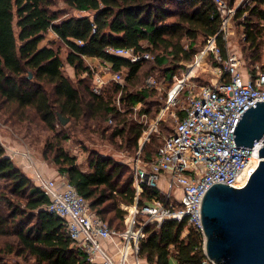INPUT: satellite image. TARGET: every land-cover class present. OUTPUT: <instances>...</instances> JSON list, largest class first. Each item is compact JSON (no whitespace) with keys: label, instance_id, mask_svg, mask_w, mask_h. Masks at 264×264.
I'll use <instances>...</instances> for the list:
<instances>
[{"label":"trees","instance_id":"obj_1","mask_svg":"<svg viewBox=\"0 0 264 264\" xmlns=\"http://www.w3.org/2000/svg\"><path fill=\"white\" fill-rule=\"evenodd\" d=\"M225 1L233 6L235 0ZM65 4L87 15L62 18L66 12L54 10L53 0H0V117L9 126L26 124L27 134L28 127L35 125L40 133L51 135L42 143L41 158L76 188L110 229L122 232L126 211L121 204L140 207L156 195L162 197L144 183L136 194L132 169L111 156L89 150L78 162L63 146L68 129L84 125L132 156L143 132L133 120L132 107L139 103V112L154 120L163 105L156 90L144 88V80L152 76L171 82L182 63L192 61L200 51L197 38L214 37L220 21L210 0H65ZM263 5L264 0H250V5L235 12L246 37L241 51L250 73L258 60ZM245 11L248 16L242 20ZM49 29L69 50L65 63L73 68L74 79L64 76L58 52L41 46ZM215 40L225 58L224 41L219 35ZM106 46L149 52L153 59L131 63L106 54ZM82 56L103 60L112 72L127 70L123 87L109 81L100 94H94ZM59 116L68 122L62 125ZM31 136H26L30 142L39 139ZM159 141L160 134L152 133L140 149L142 164L154 159ZM46 204L41 190L0 144V264H90L71 244L64 220L48 213ZM143 235L139 255L147 264H211L203 253L202 234L184 220L164 221L160 227L150 224Z\"/></svg>","mask_w":264,"mask_h":264},{"label":"built area","instance_id":"obj_2","mask_svg":"<svg viewBox=\"0 0 264 264\" xmlns=\"http://www.w3.org/2000/svg\"><path fill=\"white\" fill-rule=\"evenodd\" d=\"M210 1L220 21L216 35L204 37L203 47L192 63H183L185 71L173 76L171 82L165 84L152 76L144 80L145 89L156 90L165 97V105L156 118L149 120L146 114L139 113L138 106L132 107L133 120L143 126L145 141L152 132H158V121L169 107L178 104L181 94L185 93L180 117L176 119L173 131L163 136L154 159L148 164L135 166L133 186L136 194L141 191L143 183L158 192L157 182L164 175L167 177L164 199L160 200L156 195L140 207L133 205L124 220L125 230L118 232L95 215L88 202L64 176L47 177L34 167L29 154H24L32 181L47 198L45 210L64 220L71 244L90 264H147L139 255V242L144 236V228L150 224L160 227L164 221L184 220L202 234L200 208L204 192L217 183L232 186L247 166L250 167L247 172L251 174L262 160L258 156L262 140L250 148L236 146L233 131L241 114L256 102H264V67H254L251 73L242 74L240 55L227 49L237 6H229L225 0ZM49 30L55 39H59ZM217 35L225 43V58L216 44ZM75 43L83 45L81 40ZM183 49L188 50L186 42H183ZM104 52L131 63L153 59L149 52L137 53L131 48L106 46ZM209 59L213 66L210 81L195 84L192 82L194 72L206 67ZM89 71L94 94H100L109 81L122 87V71L111 72L109 80L99 72ZM116 105L121 111L118 100ZM0 144L4 147L1 139ZM173 187L180 189L179 199L171 197ZM137 214L144 220H137ZM105 241H114L113 252L103 247Z\"/></svg>","mask_w":264,"mask_h":264},{"label":"water","instance_id":"obj_3","mask_svg":"<svg viewBox=\"0 0 264 264\" xmlns=\"http://www.w3.org/2000/svg\"><path fill=\"white\" fill-rule=\"evenodd\" d=\"M59 121L65 125L68 119L59 116ZM233 139L249 148L262 140V160L251 174L247 166L232 186L217 183L204 192L203 253L212 264H264V102L240 115Z\"/></svg>","mask_w":264,"mask_h":264},{"label":"rangeland","instance_id":"obj_4","mask_svg":"<svg viewBox=\"0 0 264 264\" xmlns=\"http://www.w3.org/2000/svg\"><path fill=\"white\" fill-rule=\"evenodd\" d=\"M53 2H54V5H53L54 10H61L62 12H66V14L62 18H66L69 16L85 15V13L69 9L67 7V5L65 4V0H53ZM248 5H250V0H235L233 3L234 7L237 6V8H240V9H243V8L247 7ZM262 8L264 9V5L262 6ZM247 16H248V12L245 11L244 14L242 15L241 19L243 20ZM238 22H240V21H238V19L235 18V14H234L232 26H231L232 35L229 37V40L227 43V49L229 51L234 50V51L238 52V54L240 55V59L242 60V64L244 63V66L242 65L243 68H241V69H245L246 64H247V60L245 59L244 53L241 51V49H242L243 44L245 43L246 37H245V33L242 30L241 25H239ZM260 24L262 26L261 27L262 32H261V36L259 38L260 48L258 51V60L253 63V67L250 68L252 70L254 69V67H257V68L264 67V22L260 23ZM203 42H204V37L197 38L196 44L199 47V49H201L203 47ZM47 43H49V42H47ZM60 49L59 50L56 49L55 51L58 52V56L63 63L62 72H63L64 76L69 77L70 79H74L75 78L74 70L72 67L68 66L65 63V60H64L65 53H64V51H61ZM192 61L186 62V64L189 65L192 63ZM183 63H185V62H183ZM212 67L213 66L211 65L210 59H209L207 61L206 67L198 68L197 71L194 72V77L192 79V82H195V84L208 83L212 77V75H211ZM183 71H185L184 66H183V68H181L178 75L180 73H182ZM126 72H127V70H125V69L122 70V72H121V75L123 78L122 87L124 85ZM241 72H243V70H241ZM81 76H83V74ZM158 94H160L159 100H161L162 104L165 105L164 94L159 93V92H158ZM183 101H185V93L181 94L178 104L173 106V107H169L167 109V111H165L163 116L161 117L162 126H161V128L158 126L159 127L158 133L160 134V141L162 140L161 137H163L167 132L171 131L173 129V127L175 126L176 119H178L180 117V114H181L180 106H181V103ZM2 120H3V118L0 117V139H1V142L3 144H4L3 135L12 137L15 140H25L26 144L29 146V149L33 152L32 162H34L35 157L38 155V156H40L41 161L49 164L48 166H50L51 168L54 169V166L51 163H48L41 158L42 143L44 142V139L46 137H50L51 135H48L47 133H40L37 130V128H35V125H30L28 127L30 132L27 134L26 130L24 129L26 124H18L17 123V124H15V126L10 125L11 126L10 127L8 123L3 124ZM56 129L60 130L58 125H56ZM68 133H69V135H68L69 139H68V141L63 143L64 149H66L70 155L77 156L78 162H80V161L82 162V160H84L85 156L87 155L86 151L94 150V151L98 152L100 155L111 156L114 160L121 161L124 164L129 165L130 168L132 169L133 175H134L135 170H136V168H135L136 164H138V166L142 165V163L139 160L140 148H142L144 145H147V143L149 142L151 134L155 133V132H152L150 134V136L148 137V139L145 141H144V135H141V137L139 138V139H141V141H139V139H138V142H137V145H138L137 151L134 154H132V156L126 155V153L123 152L122 150H118L113 145L111 146L105 139H101L104 137H101L94 132L87 131V128L84 127V125H82V126L76 125L75 129H72V130L68 129ZM25 134H27V135H25ZM30 135H32L31 136L32 139H35V136H37L39 139L37 141L32 140V142H30L29 140L26 139L27 138L26 136H30ZM157 145H156V147H157ZM25 153L29 154V156L31 157L30 153H28V152H25ZM79 159H80V161H79ZM137 159L139 160L138 162H137ZM33 165H34V163H33ZM157 187L159 188V190L163 191L165 189V184H163V182H161V181H158ZM166 190H167V188L165 189V191ZM120 207L122 210L126 211L125 215L123 216V220H125L128 217L129 209H131L132 206H125V205L121 204ZM136 218L140 222L144 220L143 217L139 214L136 215ZM10 261L14 262L16 260L11 258Z\"/></svg>","mask_w":264,"mask_h":264},{"label":"crops","instance_id":"obj_5","mask_svg":"<svg viewBox=\"0 0 264 264\" xmlns=\"http://www.w3.org/2000/svg\"><path fill=\"white\" fill-rule=\"evenodd\" d=\"M47 42H49V43H47ZM45 45L52 47L53 50H56V49L59 50L61 48L60 50L64 51V53H65V58H66V54L69 51L67 49V47L59 39L54 38V36L50 32V30L47 31V33L45 34L44 40L41 42V46H45ZM65 58H64V60H65ZM83 62H84V66L88 70H92L93 72H99L105 80H109L110 73L112 72L110 70L109 64L105 63L103 60H100L98 58H93V57H85L83 59ZM122 70H123V68H122ZM242 70H243L242 74L246 75V73L248 72V69L246 68V69H242ZM83 76H85V73H83ZM173 76H178V74L173 75ZM167 83H169V82H165V84H167ZM135 106H138L139 111H140V104L138 103ZM167 134L168 133H166L165 135H167ZM3 140H4V148L6 150V153L8 155L11 154L10 156L13 155L12 156L13 162L25 173V175H27L31 179L32 174H31V171L27 168V163H26L27 161L24 157V154H25V152L30 153L31 157L33 159V152L29 149V146L26 144L25 140H15L12 137L5 136V135H3ZM79 161H80V159H79ZM33 163H34V167L37 170L41 171L42 174L46 175L47 177H54L55 175L58 174L55 169L48 166L49 164L41 161L40 156H38V155L35 157ZM159 181H161V182H163V184H165V189H166L167 188V177L163 175L160 177ZM165 189L163 191H161V190L158 191V193L160 194L162 199L165 198V195L167 192V190L165 191ZM170 193H171L172 198H177V199L180 198V195H181L180 189H178L177 187H175V188L173 187ZM103 247L106 250H108L109 252H113L114 251V241L103 242Z\"/></svg>","mask_w":264,"mask_h":264}]
</instances>
